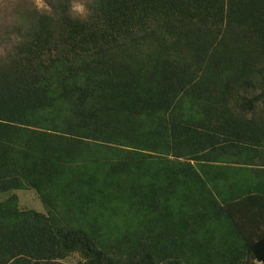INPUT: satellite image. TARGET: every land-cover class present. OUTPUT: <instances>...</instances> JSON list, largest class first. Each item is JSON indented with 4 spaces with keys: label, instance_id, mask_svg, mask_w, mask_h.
I'll list each match as a JSON object with an SVG mask.
<instances>
[{
    "label": "trees",
    "instance_id": "16d2710c",
    "mask_svg": "<svg viewBox=\"0 0 264 264\" xmlns=\"http://www.w3.org/2000/svg\"><path fill=\"white\" fill-rule=\"evenodd\" d=\"M41 1L0 0V264H264V0Z\"/></svg>",
    "mask_w": 264,
    "mask_h": 264
},
{
    "label": "crops",
    "instance_id": "0c3cea01",
    "mask_svg": "<svg viewBox=\"0 0 264 264\" xmlns=\"http://www.w3.org/2000/svg\"><path fill=\"white\" fill-rule=\"evenodd\" d=\"M255 167H257V166H255ZM209 170V169H208ZM228 171H229V173L228 172H225V171H223V173H225V174H223L224 176H228V175H233L232 174V172H230V169H227ZM255 170V168L253 167V168H251L250 169V171L249 172H247L246 170L242 173L243 175H245V176H248L249 177V181H252V182H254V180H255V177L257 176L258 177V180H260V175L259 174H257L256 172L257 171H254ZM214 171H222L221 169H215ZM235 172V171H234ZM213 173V172H212ZM212 173H210V175H212ZM233 177V176H232ZM228 179V177H225V180H227ZM226 182H231V179L229 180V181H226ZM211 184L214 186V185H217V186H219V188H220V190H216L215 189V196L216 197H218V198H220L221 200H223L222 198H223V196L221 195V193H223V194H228V192H227V190H224V185H225V182H224V180H222V179H219V180H217L216 178H211ZM260 186V185H259ZM228 195H230V194H228ZM240 212H243L244 214H246V213H250V209H247L246 210V208L243 210V211H240ZM234 239L232 240V242L234 243V241H237L236 239H235V237H233Z\"/></svg>",
    "mask_w": 264,
    "mask_h": 264
},
{
    "label": "rangeland",
    "instance_id": "374dc122",
    "mask_svg": "<svg viewBox=\"0 0 264 264\" xmlns=\"http://www.w3.org/2000/svg\"><path fill=\"white\" fill-rule=\"evenodd\" d=\"M38 1L42 2L41 0ZM21 205L23 207H34L38 210H43V204H39L37 197L31 192L21 195Z\"/></svg>",
    "mask_w": 264,
    "mask_h": 264
},
{
    "label": "clouds",
    "instance_id": "9594fccd",
    "mask_svg": "<svg viewBox=\"0 0 264 264\" xmlns=\"http://www.w3.org/2000/svg\"><path fill=\"white\" fill-rule=\"evenodd\" d=\"M75 11H76L77 13L83 15V14L85 13L86 10H85V7H84L83 4H81V3H77V4L75 5Z\"/></svg>",
    "mask_w": 264,
    "mask_h": 264
}]
</instances>
